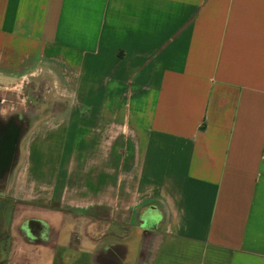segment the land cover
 I'll list each match as a JSON object with an SVG mask.
<instances>
[{"label":"crops","instance_id":"obj_1","mask_svg":"<svg viewBox=\"0 0 264 264\" xmlns=\"http://www.w3.org/2000/svg\"><path fill=\"white\" fill-rule=\"evenodd\" d=\"M20 86L0 258L264 264V0H0Z\"/></svg>","mask_w":264,"mask_h":264},{"label":"flooded vegetation","instance_id":"obj_2","mask_svg":"<svg viewBox=\"0 0 264 264\" xmlns=\"http://www.w3.org/2000/svg\"><path fill=\"white\" fill-rule=\"evenodd\" d=\"M0 96V186L5 184L21 156V142L28 128V117L23 113H2Z\"/></svg>","mask_w":264,"mask_h":264},{"label":"rangeland","instance_id":"obj_3","mask_svg":"<svg viewBox=\"0 0 264 264\" xmlns=\"http://www.w3.org/2000/svg\"><path fill=\"white\" fill-rule=\"evenodd\" d=\"M32 85V89H34V84H31ZM23 94H28V90H23V88L20 86L18 88H16V90H5V89H2L0 87V96L4 99L1 103V111L2 113H5L6 111H12V112H19V113H24L23 110L24 108L27 110V111H31L30 113L33 115L35 114V108L38 107V98L34 101H32L31 103H29V101L23 102V98H24V95ZM33 100V99H32ZM35 105V108H33ZM30 106L32 110H30ZM5 184L1 185L0 186V189H5ZM14 261V259H12L11 256L9 257H2L0 258V264H12Z\"/></svg>","mask_w":264,"mask_h":264}]
</instances>
